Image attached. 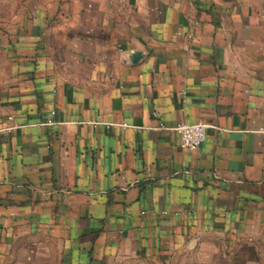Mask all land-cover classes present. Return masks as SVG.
Here are the masks:
<instances>
[{
    "label": "crops",
    "instance_id": "1",
    "mask_svg": "<svg viewBox=\"0 0 264 264\" xmlns=\"http://www.w3.org/2000/svg\"><path fill=\"white\" fill-rule=\"evenodd\" d=\"M1 130L0 264H264V0H0Z\"/></svg>",
    "mask_w": 264,
    "mask_h": 264
},
{
    "label": "built area",
    "instance_id": "2",
    "mask_svg": "<svg viewBox=\"0 0 264 264\" xmlns=\"http://www.w3.org/2000/svg\"><path fill=\"white\" fill-rule=\"evenodd\" d=\"M126 128V126H123ZM210 126L204 123L189 125L182 124L177 128L181 137V147L185 150L197 151L205 142ZM7 130H1L0 135H5Z\"/></svg>",
    "mask_w": 264,
    "mask_h": 264
},
{
    "label": "water",
    "instance_id": "3",
    "mask_svg": "<svg viewBox=\"0 0 264 264\" xmlns=\"http://www.w3.org/2000/svg\"><path fill=\"white\" fill-rule=\"evenodd\" d=\"M143 56H144L143 53L134 51V52L131 53L129 59L133 63H137L143 58Z\"/></svg>",
    "mask_w": 264,
    "mask_h": 264
}]
</instances>
